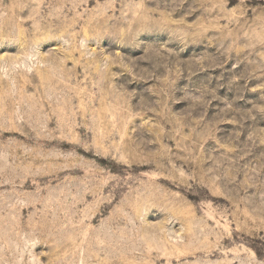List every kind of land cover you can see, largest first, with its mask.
<instances>
[{"label": "rangeland", "instance_id": "obj_1", "mask_svg": "<svg viewBox=\"0 0 264 264\" xmlns=\"http://www.w3.org/2000/svg\"><path fill=\"white\" fill-rule=\"evenodd\" d=\"M0 264H264V0H0Z\"/></svg>", "mask_w": 264, "mask_h": 264}]
</instances>
